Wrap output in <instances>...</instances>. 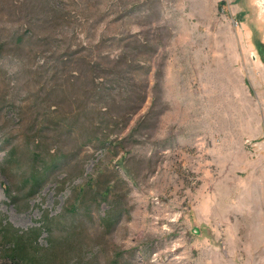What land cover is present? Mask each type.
Instances as JSON below:
<instances>
[{
    "label": "rangeland",
    "instance_id": "rangeland-1",
    "mask_svg": "<svg viewBox=\"0 0 264 264\" xmlns=\"http://www.w3.org/2000/svg\"><path fill=\"white\" fill-rule=\"evenodd\" d=\"M1 47L0 230L27 241L45 223L36 264H264V0H0ZM80 56L91 79L131 60L146 101L110 153L64 137L68 162L30 197L26 169L4 164L57 60Z\"/></svg>",
    "mask_w": 264,
    "mask_h": 264
},
{
    "label": "trees",
    "instance_id": "trees-1",
    "mask_svg": "<svg viewBox=\"0 0 264 264\" xmlns=\"http://www.w3.org/2000/svg\"><path fill=\"white\" fill-rule=\"evenodd\" d=\"M47 6L50 7L49 3ZM43 11L46 12V8ZM30 36L34 35L30 33ZM24 40L23 36L16 39V45H22ZM146 49L139 46L134 48V51L142 54ZM2 53L1 47L0 55ZM129 61L121 57L113 62V67L107 76L101 72L100 64L94 65L91 67V79L86 74L85 68L90 67L86 58L80 56L72 61L73 63L70 59L57 60L51 74L53 81L51 89L46 91L43 99L38 95L33 96L35 103L33 107L43 115L35 116L33 126L24 132L18 155L16 153L14 155L16 149L13 150L3 169L5 172L18 167L26 169L29 179L26 185L30 187V197L40 194L53 175L68 162V158L63 155L64 137L67 140V136L71 138L74 133L78 135L80 149L84 146H94L96 151L110 153L113 147H117V143L113 142L112 138L121 135L128 127L131 116L137 113L132 102L135 99H140L142 104L146 101V94L139 96L136 88L134 91V86L128 82V75L136 70L131 66L133 62ZM69 65L78 68L69 74V80L65 83L59 82L60 73L65 71L66 74ZM105 77L109 79L110 85L98 87L97 79ZM52 108L55 112H51ZM109 183L110 181L99 180L96 183L97 188H92L90 193L79 194L76 200L79 204L77 211L83 210L85 206L81 207L80 204L88 196L96 200L104 192L109 193ZM9 199L15 201L12 196H9ZM43 225L33 229L34 237L27 241L24 239L27 233L10 225L0 230V249L10 264H36L35 256L39 257L41 250L38 240L44 231H48ZM50 261L55 263L54 258Z\"/></svg>",
    "mask_w": 264,
    "mask_h": 264
}]
</instances>
